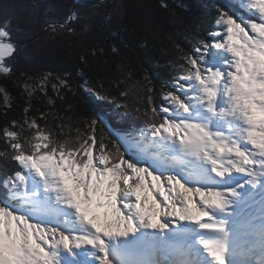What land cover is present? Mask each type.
Here are the masks:
<instances>
[{"label":"snow or ice","instance_id":"obj_1","mask_svg":"<svg viewBox=\"0 0 264 264\" xmlns=\"http://www.w3.org/2000/svg\"><path fill=\"white\" fill-rule=\"evenodd\" d=\"M228 2L210 40L180 57L163 104L150 77L133 85L147 104L138 130L120 134L95 113L65 136V125L29 118L30 104L23 123L0 129V157L17 165H0V264H264V0ZM78 19L71 10L46 26L72 34ZM9 26L0 22L6 77ZM81 87L131 117L128 90Z\"/></svg>","mask_w":264,"mask_h":264},{"label":"trees","instance_id":"obj_2","mask_svg":"<svg viewBox=\"0 0 264 264\" xmlns=\"http://www.w3.org/2000/svg\"><path fill=\"white\" fill-rule=\"evenodd\" d=\"M218 8L231 14L219 0H12L1 6L0 22L10 21L17 51L6 60L11 75H0V86L11 96L7 107L0 94V129L13 120L23 123V109L30 104L29 118L36 117L41 126L65 125V136H75L77 118L95 113L120 134L138 130L147 104L142 90L133 94V85L139 88L150 77L155 104H163L161 93L169 90L176 66L184 63L180 57L193 53L196 41L210 40L209 34L218 30ZM71 10L79 15L71 24L74 33H53L46 26L47 20L63 22ZM61 79L68 85H59ZM84 79L98 89L103 85L109 97L128 90L131 117L118 118L111 104L81 87ZM41 114L46 119H40ZM5 147L0 136V151ZM0 165L7 166L8 174L17 170L15 162L4 157ZM5 174L0 167V179Z\"/></svg>","mask_w":264,"mask_h":264},{"label":"rangeland","instance_id":"obj_3","mask_svg":"<svg viewBox=\"0 0 264 264\" xmlns=\"http://www.w3.org/2000/svg\"><path fill=\"white\" fill-rule=\"evenodd\" d=\"M12 0H0V8L1 6L4 8L6 6H8L11 3ZM225 7H227L229 9V11L232 13L234 11V9H232L229 6V2L228 0H219ZM8 59V58H7Z\"/></svg>","mask_w":264,"mask_h":264},{"label":"bare ground","instance_id":"obj_4","mask_svg":"<svg viewBox=\"0 0 264 264\" xmlns=\"http://www.w3.org/2000/svg\"><path fill=\"white\" fill-rule=\"evenodd\" d=\"M190 207H191V205H190Z\"/></svg>","mask_w":264,"mask_h":264}]
</instances>
